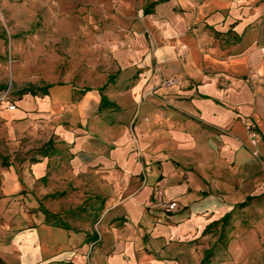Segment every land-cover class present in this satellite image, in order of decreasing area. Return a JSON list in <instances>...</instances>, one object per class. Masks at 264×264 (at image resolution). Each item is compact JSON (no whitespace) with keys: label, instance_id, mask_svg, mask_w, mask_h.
I'll list each match as a JSON object with an SVG mask.
<instances>
[{"label":"crops","instance_id":"1","mask_svg":"<svg viewBox=\"0 0 264 264\" xmlns=\"http://www.w3.org/2000/svg\"><path fill=\"white\" fill-rule=\"evenodd\" d=\"M197 1H150L139 25L146 34L130 48L111 44L117 69L102 85H49L38 96L2 103L13 151L29 156L21 173L11 165L0 175V264H150L142 251L117 242L115 231L89 259L91 225L62 221L49 208L52 196L71 188L101 199L103 230L148 225L147 208L161 189L178 207L157 222L160 247L174 233L203 230L261 196L264 0ZM138 59L141 77L126 82ZM147 91L152 96L139 114L150 120L135 126L139 157L130 151V124ZM209 165L229 168L238 191L213 180Z\"/></svg>","mask_w":264,"mask_h":264},{"label":"rangeland","instance_id":"2","mask_svg":"<svg viewBox=\"0 0 264 264\" xmlns=\"http://www.w3.org/2000/svg\"><path fill=\"white\" fill-rule=\"evenodd\" d=\"M150 1L153 0H0V89H3L0 95L9 91L8 101H0V113L6 110L4 103L11 100L18 102L29 92L38 96L49 85L69 84L80 88L102 85L107 75L117 69V62L110 54L111 44L119 42L130 48L132 40L145 33L139 25L143 8ZM190 1L198 4L197 0ZM136 62L129 76L127 71L126 82L141 77L143 62L139 59ZM168 81H162L161 85H170ZM151 96V91L142 94L130 124L133 144L130 151L137 156L140 154L135 126L150 120L147 117L141 119L139 112ZM157 116L161 117V114ZM7 131L0 118V175L11 165L21 173L22 164L29 156L13 151ZM251 132L255 138H251ZM249 136L254 145L257 135L251 127ZM42 141L43 138L36 140L35 144L39 145ZM22 143L26 144L27 140ZM215 155L220 158L218 153ZM254 157H259L257 151ZM208 169L213 180L235 186L234 192L238 191L239 186L229 168L209 165ZM261 169V196L251 200L246 208H229V213L207 224L203 230L174 233L166 239L163 247L158 246L154 238L160 228L157 222H166L164 210L157 201L150 202L147 210L151 211V216L146 213L149 223L146 225L143 220L141 229L136 225L127 228L123 222L101 229L97 225L105 205L89 191L82 193L68 189L62 195L52 196L54 205L49 208L57 212L62 221L91 225L95 238L91 243L89 259L101 245L111 244V231H115L116 236H113L117 242L131 244L136 251H142L146 260L152 259L150 264H264L262 165ZM243 185L249 188L248 192L251 191L250 183ZM51 201L41 199L42 204ZM225 216L226 219L222 220ZM113 227L115 230H112Z\"/></svg>","mask_w":264,"mask_h":264},{"label":"built area","instance_id":"3","mask_svg":"<svg viewBox=\"0 0 264 264\" xmlns=\"http://www.w3.org/2000/svg\"><path fill=\"white\" fill-rule=\"evenodd\" d=\"M168 84H172V81H168ZM8 93H9V91H5L4 93H2L0 95V101H7L8 100ZM15 108L16 107H15V104L14 103H10L8 105V109L10 111L15 110ZM251 138H255V135L253 133L251 134ZM253 143H254V141H252V144ZM156 201L158 202V204L161 206V208L166 213H171V212L175 211L177 209V207H178L177 202L165 200L163 198L162 191L159 188L156 191Z\"/></svg>","mask_w":264,"mask_h":264},{"label":"trees","instance_id":"4","mask_svg":"<svg viewBox=\"0 0 264 264\" xmlns=\"http://www.w3.org/2000/svg\"><path fill=\"white\" fill-rule=\"evenodd\" d=\"M3 90V89H2ZM244 205V204H243ZM242 206V205H241ZM227 216H225L222 220L226 219Z\"/></svg>","mask_w":264,"mask_h":264}]
</instances>
